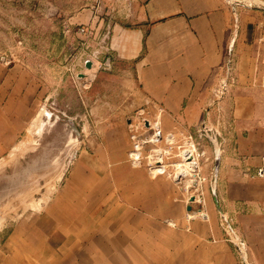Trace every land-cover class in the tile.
Returning a JSON list of instances; mask_svg holds the SVG:
<instances>
[{
  "label": "crops",
  "instance_id": "1",
  "mask_svg": "<svg viewBox=\"0 0 264 264\" xmlns=\"http://www.w3.org/2000/svg\"><path fill=\"white\" fill-rule=\"evenodd\" d=\"M130 2L138 25L112 28L108 65L116 59L135 62L138 82L163 108L164 122L197 125L201 135L217 133L222 140L214 154L219 210L187 220L170 177L152 175L146 166L129 161L133 142L124 121L115 118V125L90 136L93 147L76 158L74 173L60 186L50 210L35 213L6 234L0 264H264V176L259 173L264 82H258L264 78V40L257 37L262 24L252 23L248 10L235 22L225 0ZM236 28L241 50L230 56ZM232 65L240 72L238 81L224 82L223 97L214 98L219 76ZM42 92L27 68L0 65V155L10 153L26 129L30 103ZM89 178L96 185L114 186L112 239L97 235L100 229L87 241L77 236L83 216L69 210L76 198L68 193ZM222 212L231 219L232 238L220 225ZM91 215L99 217L98 212Z\"/></svg>",
  "mask_w": 264,
  "mask_h": 264
},
{
  "label": "rangeland",
  "instance_id": "2",
  "mask_svg": "<svg viewBox=\"0 0 264 264\" xmlns=\"http://www.w3.org/2000/svg\"><path fill=\"white\" fill-rule=\"evenodd\" d=\"M252 1L225 0L235 22L243 10L252 13V23L257 19L263 27L257 37L264 40V0ZM133 12L130 0H0V65L27 68L43 89L42 98L30 103L26 129L19 133L10 153L0 155V242L15 225L50 210L60 186L74 173L76 158L84 148L93 147L90 136L115 125L111 123L115 118L124 121L130 138L135 133L143 144L139 166L173 181L187 220L203 219L199 212L219 210L214 154L220 151L222 140L217 133L209 130L201 135L197 125L164 122L163 108L144 94L138 82L135 62L116 59L108 65L111 54L106 47L111 30L137 27ZM80 26L92 27L93 36L86 38L78 31ZM236 29L229 55L241 50L237 43L240 29ZM89 58L96 63L92 70L86 65ZM230 60L227 63L236 61ZM223 73L214 98H222L224 82H237L240 72L232 65ZM262 79L258 82L263 83ZM157 130L162 131V139L153 141ZM187 148L198 153V170L186 171L183 151ZM157 149L163 152L161 163ZM128 158L131 161L130 154ZM159 164L165 166L164 172L154 170ZM182 171L187 174L176 180ZM86 182L68 193L76 198L69 210L83 216L77 236H86L87 241L100 229L97 235L112 239L116 221L114 186L96 185L91 178ZM192 209L198 212L190 213ZM95 212L99 217H92ZM108 214L112 217H105ZM223 215H228L222 212L219 217L225 230Z\"/></svg>",
  "mask_w": 264,
  "mask_h": 264
},
{
  "label": "built area",
  "instance_id": "3",
  "mask_svg": "<svg viewBox=\"0 0 264 264\" xmlns=\"http://www.w3.org/2000/svg\"><path fill=\"white\" fill-rule=\"evenodd\" d=\"M78 31L81 32L82 34H84L86 36V38H89V37H92L94 32H93V28L90 27V26H80L78 28ZM89 60V59H87ZM158 131V132H157ZM157 134L155 132V135L159 136L162 138V131L161 130H157ZM131 139L133 140V149L131 150L130 152V160L132 162V164L136 165V166H139L141 164V159H142V148H143V144L140 142V140L138 139L137 137V134L135 133H132L131 135ZM136 151H139V163L136 161L137 160V157H136ZM260 175L261 176H264V164L260 170ZM222 224L224 225L225 227V231L228 233V236L230 238H232L231 234H232V229H233V226H232V222L229 220V218L225 215L222 216ZM243 243V242H242ZM239 251H240V247H238ZM241 264H248V263H241Z\"/></svg>",
  "mask_w": 264,
  "mask_h": 264
},
{
  "label": "bare ground",
  "instance_id": "4",
  "mask_svg": "<svg viewBox=\"0 0 264 264\" xmlns=\"http://www.w3.org/2000/svg\"><path fill=\"white\" fill-rule=\"evenodd\" d=\"M249 2H253L252 0H248ZM93 67V66H92ZM89 68V70H92L93 68ZM225 85V84H224ZM151 124V123H149ZM158 132V131H157ZM156 132V134H157ZM159 139L161 140L162 138L157 136L156 135V138H153V141H159ZM136 157H137V162L139 163V151H136ZM162 150L161 149H157V155H158V162L161 163L162 161ZM183 158H184V161H185V164H186V171H189V170H198V168L200 167V162L198 161V153L196 154L195 153V150L194 148H187L183 151ZM153 168V167H152ZM154 170L156 171H159L161 170L162 172L165 171V166L164 165H158L157 167H154ZM187 173L186 172H179V174L176 175V180H182V178L186 175ZM197 180L196 179H193V182L195 183ZM55 186V185H54ZM49 193V192H48ZM40 205V204H39Z\"/></svg>",
  "mask_w": 264,
  "mask_h": 264
},
{
  "label": "water",
  "instance_id": "5",
  "mask_svg": "<svg viewBox=\"0 0 264 264\" xmlns=\"http://www.w3.org/2000/svg\"><path fill=\"white\" fill-rule=\"evenodd\" d=\"M86 65H87L88 68H91L92 67V62L91 61H87ZM80 75L84 76V74H80ZM189 209H191V207Z\"/></svg>",
  "mask_w": 264,
  "mask_h": 264
}]
</instances>
